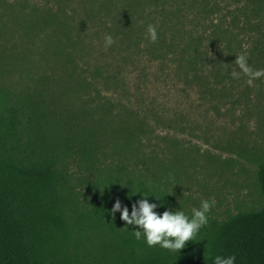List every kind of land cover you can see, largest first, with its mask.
Instances as JSON below:
<instances>
[{
    "label": "rangeland",
    "instance_id": "obj_1",
    "mask_svg": "<svg viewBox=\"0 0 264 264\" xmlns=\"http://www.w3.org/2000/svg\"><path fill=\"white\" fill-rule=\"evenodd\" d=\"M103 1L0 0V94L28 100L43 137L46 123L58 135L70 128L95 144L106 171L118 166L159 183L186 214L202 199L215 200L208 216L218 219L261 207L264 77L250 85L230 74L239 71L235 59L247 51V35L226 27V38L232 32L240 42L231 49L219 27L212 50L222 71L214 77L210 62L195 75L179 61L180 45L201 24L195 15L204 0H186L193 15L182 11L187 19L177 28L175 17L151 16V0H141L132 28L112 22L115 11ZM208 1L218 5L205 17L216 26L229 25L245 4ZM151 17L166 22V36H187L171 52L152 45L145 35ZM106 34L115 42L105 49Z\"/></svg>",
    "mask_w": 264,
    "mask_h": 264
},
{
    "label": "trees",
    "instance_id": "obj_2",
    "mask_svg": "<svg viewBox=\"0 0 264 264\" xmlns=\"http://www.w3.org/2000/svg\"><path fill=\"white\" fill-rule=\"evenodd\" d=\"M115 1L104 0L103 8L115 11L112 22L130 27L142 1ZM151 1L156 3L151 16L158 12L175 17L172 28L183 27L187 16H180L182 11L193 15L186 0ZM244 3L230 26L224 21L223 26L209 24L205 17L215 13L218 5L208 0L200 4L195 17L201 24L197 21L199 26L190 31L191 42L180 45L179 61L187 70L199 75L201 66L211 62L210 70L214 77L219 76L222 61L219 52L212 50L219 27L231 49L239 40L232 32L226 38L227 28L246 34L249 65L264 69V0ZM150 20L158 34L152 45L165 51L178 45L174 40L179 35L187 36L172 31L166 36V22ZM207 70L205 67L201 73ZM37 118L28 100L13 103L0 94V264H214L216 255H234V264H264V161L257 169L261 207L242 209L224 219L208 216L197 240L171 252L159 245L149 247L143 237L136 240L133 232L142 230L122 221L119 211H111L119 200L131 214L132 205L140 199L156 204L157 214L177 211L167 189L145 177L125 174L118 166L106 171L95 144L70 128L58 135L46 123L43 137L36 129Z\"/></svg>",
    "mask_w": 264,
    "mask_h": 264
},
{
    "label": "clouds",
    "instance_id": "obj_3",
    "mask_svg": "<svg viewBox=\"0 0 264 264\" xmlns=\"http://www.w3.org/2000/svg\"><path fill=\"white\" fill-rule=\"evenodd\" d=\"M146 38L151 43L158 41L156 26L149 24L146 29ZM111 35L104 36L105 49L114 43ZM235 65L239 71L233 69L230 73L232 78L239 79L241 75L248 78L251 85L253 81L264 77V69H253L248 63V55L242 52L236 55ZM147 196V195H145ZM215 200L202 199L199 207H193L191 214H186L182 210H165L162 214H157L154 203H149L146 199H140L132 205L131 214L128 208L122 207L119 200L113 204L112 213L119 211L120 219L129 225H136L142 231H134L136 240L144 238L149 247L159 245L161 248L171 252H178L185 247L190 240H197L200 229L208 224V213L215 205ZM214 264H234L235 256L213 257Z\"/></svg>",
    "mask_w": 264,
    "mask_h": 264
}]
</instances>
